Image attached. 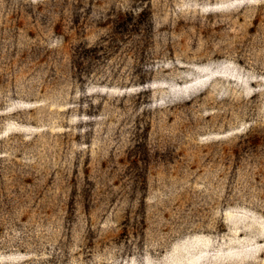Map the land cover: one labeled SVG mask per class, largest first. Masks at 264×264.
<instances>
[{
  "label": "rangeland",
  "instance_id": "1",
  "mask_svg": "<svg viewBox=\"0 0 264 264\" xmlns=\"http://www.w3.org/2000/svg\"><path fill=\"white\" fill-rule=\"evenodd\" d=\"M0 264H264V0H0Z\"/></svg>",
  "mask_w": 264,
  "mask_h": 264
},
{
  "label": "trees",
  "instance_id": "2",
  "mask_svg": "<svg viewBox=\"0 0 264 264\" xmlns=\"http://www.w3.org/2000/svg\"><path fill=\"white\" fill-rule=\"evenodd\" d=\"M146 10L144 11H142L140 14H139V18H134V16H133V12H132V14L131 15H128L127 17H125V18H123V19H118V21H117V25L119 26V27H122V28H124V29H131L130 27H131V24H133V22H136L137 24H147V28L150 30H152V28H153V21H152V19L151 18H148L147 17V14H146ZM117 26V27H118ZM136 28V30H139L140 29V27L139 26H135ZM82 47V48H85L86 50L87 49H90V48H96V46L94 45H92V46H90V47H87L86 45H85V41H81L80 42V45H77V48H76V50H78V49H80V47ZM76 47V46H75ZM85 54H80L79 56L81 57V58H83V57H85L84 56ZM75 60H76V62H77V65H78V67L80 68V67H82L81 66V64L83 63L79 58H75ZM238 151V150H237Z\"/></svg>",
  "mask_w": 264,
  "mask_h": 264
}]
</instances>
